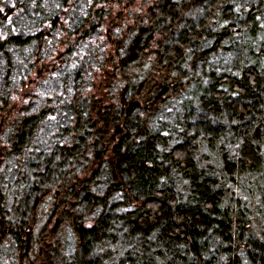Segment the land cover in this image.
Returning a JSON list of instances; mask_svg holds the SVG:
<instances>
[{"label":"trees","instance_id":"obj_1","mask_svg":"<svg viewBox=\"0 0 264 264\" xmlns=\"http://www.w3.org/2000/svg\"><path fill=\"white\" fill-rule=\"evenodd\" d=\"M0 264H264V0H0Z\"/></svg>","mask_w":264,"mask_h":264}]
</instances>
